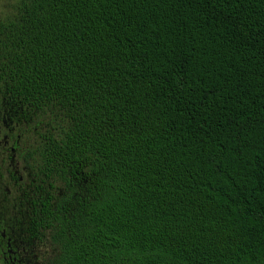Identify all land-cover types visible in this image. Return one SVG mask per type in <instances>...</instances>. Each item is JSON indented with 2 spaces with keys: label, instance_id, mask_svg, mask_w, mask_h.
Returning a JSON list of instances; mask_svg holds the SVG:
<instances>
[{
  "label": "trees",
  "instance_id": "16d2710c",
  "mask_svg": "<svg viewBox=\"0 0 264 264\" xmlns=\"http://www.w3.org/2000/svg\"><path fill=\"white\" fill-rule=\"evenodd\" d=\"M1 122L51 264H264V0H12Z\"/></svg>",
  "mask_w": 264,
  "mask_h": 264
},
{
  "label": "flooded vegetation",
  "instance_id": "af4514ba",
  "mask_svg": "<svg viewBox=\"0 0 264 264\" xmlns=\"http://www.w3.org/2000/svg\"><path fill=\"white\" fill-rule=\"evenodd\" d=\"M1 123L0 264H35V155Z\"/></svg>",
  "mask_w": 264,
  "mask_h": 264
},
{
  "label": "rangeland",
  "instance_id": "374dc122",
  "mask_svg": "<svg viewBox=\"0 0 264 264\" xmlns=\"http://www.w3.org/2000/svg\"><path fill=\"white\" fill-rule=\"evenodd\" d=\"M11 13L12 0H0V20H5ZM3 132L5 133L4 130ZM20 143L26 148H31L32 137L22 138ZM55 252L56 247L50 243L47 234L41 238H35V264H51ZM29 264H32L31 261H29Z\"/></svg>",
  "mask_w": 264,
  "mask_h": 264
}]
</instances>
